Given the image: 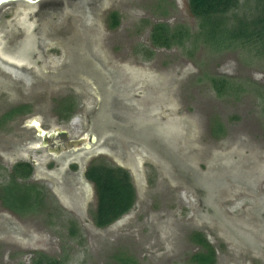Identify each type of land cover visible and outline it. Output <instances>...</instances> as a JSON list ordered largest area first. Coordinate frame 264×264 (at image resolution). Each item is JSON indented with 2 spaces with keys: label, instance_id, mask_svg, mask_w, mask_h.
<instances>
[{
  "label": "rangeland",
  "instance_id": "1",
  "mask_svg": "<svg viewBox=\"0 0 264 264\" xmlns=\"http://www.w3.org/2000/svg\"><path fill=\"white\" fill-rule=\"evenodd\" d=\"M159 1L1 7L0 117L22 104L32 113L0 126V185L13 165L29 162V182L43 184L47 195L37 215L0 203V264H32L35 252L67 264H105L121 251L140 264H188L197 250L188 236L196 230L216 247L218 264H264V97L256 90L264 86V65L245 48L216 54L201 43L193 56L155 48L149 34L163 20ZM166 1V21L197 29L188 0ZM114 11L121 22L112 30ZM221 75L248 92L218 96L210 79ZM68 97L78 110L61 123L57 102ZM35 119L44 130L98 142L53 157L30 127ZM216 121L224 136L211 132ZM92 162L127 170L137 193L134 209L105 229L93 219Z\"/></svg>",
  "mask_w": 264,
  "mask_h": 264
},
{
  "label": "trees",
  "instance_id": "2",
  "mask_svg": "<svg viewBox=\"0 0 264 264\" xmlns=\"http://www.w3.org/2000/svg\"><path fill=\"white\" fill-rule=\"evenodd\" d=\"M188 0L189 9L197 21V29L184 24L171 25L166 21L169 4L160 0L155 7L156 15L162 21L150 24V41L155 48L169 50L174 47L183 49L190 56L195 54L203 43L211 53H222L231 49H247L250 57L260 60L264 65V0ZM243 8L242 14L239 9ZM121 15L111 12L108 16L112 30L120 26ZM211 84L218 96H234L236 99L247 91L242 82H237L225 75L212 76ZM263 92L264 86L256 89ZM264 99V98H263ZM78 102L72 98H62L57 102L55 113L59 122L67 123L76 114ZM32 113L30 104L10 108L0 117V126L11 120ZM211 132L216 137L224 136L225 129L216 121ZM53 167V164L49 165ZM2 166L0 165V170ZM76 169V166H73ZM34 174V166L29 162H18L9 174V181L0 185V203L20 216L37 215L45 209L44 198L46 187L39 182H29ZM86 178L95 186L97 206L94 212V223L105 229L129 214L136 205L137 193L130 173L120 167L91 163L86 171ZM77 225H72L70 234L78 235ZM191 244L197 248L188 257V264H217L216 249L202 231H192L189 236ZM65 257H52L45 253L35 252L32 264H67ZM105 264H140L128 251H121Z\"/></svg>",
  "mask_w": 264,
  "mask_h": 264
},
{
  "label": "water",
  "instance_id": "3",
  "mask_svg": "<svg viewBox=\"0 0 264 264\" xmlns=\"http://www.w3.org/2000/svg\"><path fill=\"white\" fill-rule=\"evenodd\" d=\"M21 1L28 2L31 4H37V3L41 2L42 0H0V6L8 4V3H12V2H21ZM36 124H38V125H36ZM32 126L36 127V129L39 131L40 135H42L44 137L49 136V133L42 129L41 123L38 119H35L33 122H31L30 127H32ZM58 133H59V131H57V134ZM63 133H65V132L63 131ZM50 136H51V134H50ZM52 136H54V134H52ZM97 142H98V138L95 135L85 134L84 137L69 141L66 144V147H64V148H61V149L57 148L55 150H50V153L59 157L62 154L68 153L71 151L72 152H78L82 149L90 150V149H92L93 145L97 144Z\"/></svg>",
  "mask_w": 264,
  "mask_h": 264
},
{
  "label": "flooded vegetation",
  "instance_id": "4",
  "mask_svg": "<svg viewBox=\"0 0 264 264\" xmlns=\"http://www.w3.org/2000/svg\"><path fill=\"white\" fill-rule=\"evenodd\" d=\"M43 1V0H42ZM41 1V2H42ZM41 2H39V3H41ZM16 3H25V4H29V5H36V4H31V3H28V2H24V1H21V2H12V3H8V4H5V5H1L0 6V9H1V7L2 6H6V5H11V4H16ZM39 3H37V4H39ZM17 50V49H16ZM24 117V116H23ZM21 118V117H20ZM16 119H18V118H16ZM16 119H14V120H11L8 124H10V123H12L13 121H15ZM34 120H32L31 122H33ZM30 122V121H29ZM8 124H6V125H8ZM6 125H4V126H6ZM26 127H27V123H26ZM32 127H34V126H32ZM42 127V126H41ZM35 129H36V127H35ZM43 129V128H42ZM44 130V129H43ZM45 131H47L48 133H49V136H47V137H44V136H42V135H40L39 134V131L36 129V137H38L39 138V142L41 143V147L42 148H44V149H46V151H47V153L48 154H50V155H52L53 157H55L56 155H53V154H51L50 153V150H55V149H57V148H59V149H61V148H64V147H66V144L69 142V141H71V140H74V139H69L68 137H69V135H67L68 133H67V131H64V130H58V129H56V130H54V131H51V129H49V130H45ZM57 131H59V133L57 134ZM63 131L65 132V133H63ZM50 134H51V136H50ZM52 134H54V136H52ZM59 135H66V140H61V139H57L58 137H59ZM82 137H84V136H82ZM81 138V137H80ZM79 139V138H78ZM33 141V140H32ZM27 142V141H26ZM72 154V151L71 152H68V153H64V154H62L61 156H59V157H63V158H65L64 156L65 155H71ZM14 166V165H13ZM13 166H12V168H13ZM34 166V165H33ZM12 168H11V171L9 172V173H11L12 172ZM3 170V169H2ZM1 171V170H0ZM35 171V170H34ZM33 176V175H32ZM32 178V177H31ZM88 180V179H87ZM89 181V180H88ZM90 182V181H89ZM134 209V208H133ZM126 216V215H125ZM209 240V239H208ZM213 245V244H212ZM214 246V245H213ZM215 247V246H214ZM195 249H199V248H197V247H195ZM215 249H216V247H215ZM197 250L195 251V252H197ZM216 255H217V264H218V262H219V260H218V253H217V249H216Z\"/></svg>",
  "mask_w": 264,
  "mask_h": 264
}]
</instances>
